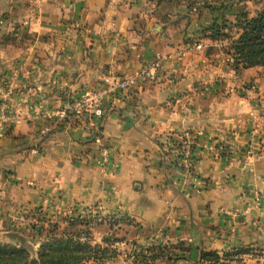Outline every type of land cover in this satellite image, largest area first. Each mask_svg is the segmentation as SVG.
<instances>
[{
    "label": "crops",
    "instance_id": "obj_1",
    "mask_svg": "<svg viewBox=\"0 0 264 264\" xmlns=\"http://www.w3.org/2000/svg\"><path fill=\"white\" fill-rule=\"evenodd\" d=\"M184 2L0 0V213L59 203L120 218L127 249L176 246L185 253L178 264L264 224L255 198L264 191V148L246 175L238 160L226 169L215 150L247 131L264 137L236 96L252 70L235 76L214 43L181 34L177 21L194 16ZM158 54L157 80H141ZM125 79L131 86L95 126L59 121L85 89ZM5 114L21 124L3 129ZM167 138L184 140L189 156L166 159ZM92 229L97 240L95 229L110 228Z\"/></svg>",
    "mask_w": 264,
    "mask_h": 264
},
{
    "label": "rangeland",
    "instance_id": "obj_2",
    "mask_svg": "<svg viewBox=\"0 0 264 264\" xmlns=\"http://www.w3.org/2000/svg\"><path fill=\"white\" fill-rule=\"evenodd\" d=\"M182 1H185L184 3L188 5V8H183L182 10H186V12L189 10L194 16L189 23L184 21L183 17L177 21L182 22L180 23V30L183 31L181 34L191 35L189 40H194L193 42L197 41L198 37H201L207 43H214L219 49L221 57L228 64V68L236 73L235 76L240 73L243 75L246 70H252L250 75L244 77L242 82H240L236 96L242 98V108H245L243 113L249 110L251 124L254 122V124L259 126L261 133L264 134V67L237 68L233 58L234 51L230 49L231 43L237 40L241 33L238 24L245 22V20L249 21L256 17L257 13L264 11V0H178V3ZM163 2L169 1L164 0ZM178 15L177 11L176 16ZM171 16L174 17L173 15ZM175 32L178 33V30H175ZM219 32L222 35L227 33L230 37L223 39V41L222 39L217 41L213 36H216L215 33ZM232 80L234 81L233 78ZM254 134L255 130L247 131L245 133L247 136L243 139L238 136H232L231 139L216 144L215 150H218L216 152L219 157L226 162V169H229L230 165L235 160H238L244 165L242 169L243 174L246 175L254 167L253 160L263 159L261 148H264V137L255 136ZM161 146L166 148V152H164L166 159L169 155L175 154L174 158H170L172 162L185 159L186 153H188L187 147H189L184 143V140L175 141L173 138L165 139ZM174 149L176 150L174 151ZM250 160L252 162L248 165ZM104 165L102 164L103 167ZM255 198L258 207L264 211V191L256 189ZM52 204L49 208L27 209L25 206H21L17 211L1 212L0 244H15L6 238L4 234L7 232H18L29 239V242L34 246V251L32 252L35 255L41 244L52 239L51 237L54 235L79 233L81 241H87L93 246L99 245L108 251V259H91L84 264H145L144 256H150L148 248L141 251L137 250L134 245L129 249L126 248V244H124L125 237L121 229L117 227L118 219L120 218L114 217L105 222L100 217V219L93 218V214L84 212L82 209L75 207L63 209L59 203ZM24 207L26 208L25 210ZM95 222L108 225V228H110L106 229V232L105 229H95V231H98L97 240L92 237L94 233L92 228ZM252 225L258 229H251V232L249 230L247 234H238L236 232L233 243L227 249L223 251H206L217 253L219 260L212 258L211 262L201 261L200 254L199 261L194 264H264V229H259L264 224L260 220ZM111 227L114 228L111 229ZM241 238H243L244 242L240 240ZM145 250L148 252H145ZM166 250L169 254L168 257L171 259L167 260V258H164V262L157 264H178V261L184 260V249L180 251L178 247L174 246ZM132 258L134 262L131 263L130 259Z\"/></svg>",
    "mask_w": 264,
    "mask_h": 264
},
{
    "label": "trees",
    "instance_id": "obj_3",
    "mask_svg": "<svg viewBox=\"0 0 264 264\" xmlns=\"http://www.w3.org/2000/svg\"><path fill=\"white\" fill-rule=\"evenodd\" d=\"M168 1L178 3V0ZM238 27L241 33L230 45V49L234 51L233 58L237 68L264 67V11L257 13L256 17L249 21L239 23ZM215 34L213 38L217 41L230 37L227 33ZM79 236V233L54 235L52 239L41 244L35 255L18 244H0V264H84L91 259H108L106 249L99 245L93 246L87 241L83 242ZM166 249L150 250V256L145 255L144 262L170 258ZM212 258L219 260L215 252H201V261L211 262Z\"/></svg>",
    "mask_w": 264,
    "mask_h": 264
},
{
    "label": "built area",
    "instance_id": "obj_4",
    "mask_svg": "<svg viewBox=\"0 0 264 264\" xmlns=\"http://www.w3.org/2000/svg\"><path fill=\"white\" fill-rule=\"evenodd\" d=\"M196 48L200 49L201 45H197ZM185 55L186 52L182 51L179 53V58H183ZM162 59V55L158 54L156 60L143 67L139 74V78L143 81L146 80L151 82L157 80ZM131 83L132 81L130 79H125L108 86L101 85L85 89L80 97L67 103L63 109L57 113L59 121L65 122L70 117H78L87 119L95 126V121H98L106 115L110 102L115 100L117 96L122 95L123 91L131 86ZM1 122L4 129V126L7 124L19 125L22 121L16 117L5 114ZM47 132L48 129H45L43 133L46 134ZM186 156L188 157L189 154H186Z\"/></svg>",
    "mask_w": 264,
    "mask_h": 264
},
{
    "label": "water",
    "instance_id": "obj_5",
    "mask_svg": "<svg viewBox=\"0 0 264 264\" xmlns=\"http://www.w3.org/2000/svg\"><path fill=\"white\" fill-rule=\"evenodd\" d=\"M189 17V16H188ZM185 18V17H183ZM11 242L20 245L28 250L34 251V246L29 242V239L18 232H7L4 234Z\"/></svg>",
    "mask_w": 264,
    "mask_h": 264
}]
</instances>
